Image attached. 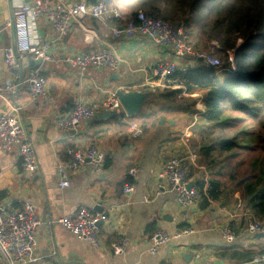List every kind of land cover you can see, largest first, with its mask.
I'll list each match as a JSON object with an SVG mask.
<instances>
[{
	"label": "crops",
	"instance_id": "obj_1",
	"mask_svg": "<svg viewBox=\"0 0 264 264\" xmlns=\"http://www.w3.org/2000/svg\"><path fill=\"white\" fill-rule=\"evenodd\" d=\"M17 1L0 0V82L13 81L16 77L25 79L37 68L42 69L47 80V95L36 100L29 96L24 84L16 91L0 93V114L10 113L15 106L21 108L20 122L35 144L39 163L36 172L26 173L16 150L0 152V202L14 207L29 203L41 220L34 257L28 264H246L264 253L263 236L248 232L251 211L245 207L240 193L225 192L223 188L219 201L209 200L204 207L190 209H181L176 204L174 192L157 194L163 182L162 164L170 155L178 153L187 159L195 186L202 182L206 189L210 178L215 177L214 168L205 165L204 160H208L201 155L206 146L196 144L197 150L194 149L198 134L195 129L206 110L203 104L206 91L187 92L180 85L172 90H182L179 98L186 100L170 104L162 96L167 89L154 91L149 86L155 63L162 59L175 60L170 51H162L152 41L139 36L117 39L112 33L113 23L106 27L92 19L86 20L83 28L75 27L66 38L57 40L50 25L39 20L32 27L33 35L41 43H50L51 55L58 62L11 69L6 64V50L14 42L12 19ZM19 1L32 3L34 0ZM49 1L55 4L58 0ZM115 1L125 16L136 11L135 6H127L133 0ZM88 34L90 40L86 41ZM101 49H108L119 60L116 72L92 70L82 76L66 62L69 56ZM232 73V70H223L221 77L218 75L219 81ZM120 91L140 93L145 97L144 102L132 116L123 108L108 117L109 112L102 108V103ZM79 104L95 108V118L82 124L76 132H61L57 122ZM133 123L139 124L143 137L135 136ZM193 141L190 148L189 143ZM78 146L103 149L107 156L106 168L96 173L87 166L71 175L67 186L62 188L57 167L66 161L67 150ZM133 167L140 169L134 179L128 174ZM130 180L134 192L128 195L124 188ZM80 208L109 218V222L100 224V246L77 239L57 223ZM183 228L195 232L173 239L156 255L150 253L154 232L174 235ZM226 228L235 235L232 242L224 238ZM118 239L127 243L122 255L110 248V243Z\"/></svg>",
	"mask_w": 264,
	"mask_h": 264
},
{
	"label": "built area",
	"instance_id": "obj_2",
	"mask_svg": "<svg viewBox=\"0 0 264 264\" xmlns=\"http://www.w3.org/2000/svg\"><path fill=\"white\" fill-rule=\"evenodd\" d=\"M88 19L106 27L113 23L112 33L117 39L139 36L152 41L162 51H170L175 60L162 59L152 67L153 81L149 83L151 90L177 88L178 83L173 80V76L176 72L186 71L187 64L183 61L191 63L199 60L215 69L220 67V61L214 57L212 51L198 50L189 42L183 25L175 27L163 20L154 19L144 12H139L135 16H125L120 8L111 5L110 0H58L55 4L49 0H34L32 3L18 0L13 9L12 19L14 42L6 50V64L11 69H17L26 57L40 59L43 63L58 62L51 55L50 43H41L33 35V25L39 20L46 21L55 32L57 40H63L75 27L83 28V23ZM89 40L88 34L86 41ZM66 62L77 69L82 76L92 70L113 73L120 66L119 60L108 49L85 55H72L66 58ZM23 84L34 100L47 95V80L40 68L31 70L25 79L16 77L13 81L0 82V93L16 91ZM102 108L109 113L123 109L118 93L111 94L110 98L102 103ZM20 113L21 108L15 106L10 113L0 114V152L16 150L24 172L33 173L39 168L35 144L20 122ZM96 114L95 108L79 104L72 113L57 122V127L66 134L76 132L82 124L95 118ZM132 129L136 137H143L138 123H133ZM106 160L104 150L96 146L87 148L78 146L68 149L66 161L57 167L61 187L65 188L67 179L87 166H91L96 173H102L106 168ZM161 169L163 182L159 184L157 194L174 192L175 202L181 209L200 205L203 194L197 186L189 188L191 169L185 157L170 155L164 160ZM139 172L138 167H133L129 169L128 174L134 179ZM208 188L209 186L205 190ZM133 192L132 184L125 186L124 193L130 195ZM248 216V232L251 235L264 233V224L257 221L251 212ZM102 222H109V218L103 214L92 213L86 208L75 210L57 221L77 239L91 242L95 246L102 244L98 239ZM40 225L41 220L31 204L24 203L14 207L10 203L0 202V264L30 263L34 257L35 238ZM194 232L191 228H183L174 235L156 231L151 235L150 253L156 255L161 247L173 239L188 237ZM224 238L228 242L235 240V235L230 228L224 230ZM110 248L115 254L122 255L127 250V243L118 239L110 243ZM263 262L264 254H259L246 264Z\"/></svg>",
	"mask_w": 264,
	"mask_h": 264
},
{
	"label": "trees",
	"instance_id": "obj_3",
	"mask_svg": "<svg viewBox=\"0 0 264 264\" xmlns=\"http://www.w3.org/2000/svg\"><path fill=\"white\" fill-rule=\"evenodd\" d=\"M114 1L110 0L111 5H114ZM139 1L142 12L175 27L183 25L187 36L188 30L195 29L205 36L206 41L218 40L221 44L218 53L224 61L229 59V54H233V73L222 82L214 67L199 60L187 63L186 71L176 72L173 80L178 86H184L187 92L196 89L206 91L203 97L206 108L204 122L226 128L231 126L232 121L228 113L241 114L254 122L253 131L241 129L202 149L201 155L207 160L211 159L210 167L214 168L215 177L210 178L207 190L202 182L197 187L203 194L200 205L204 207L209 200H220L226 176V181L233 185L231 191L240 193L245 207L257 221L264 224V0ZM169 3L174 9L164 14L161 5ZM139 12L134 11L128 16H135ZM239 39H243V43L237 47ZM164 95L170 104L186 100L179 98L182 90L170 89ZM235 120L239 122L243 119ZM243 137H247L253 145L241 143ZM237 149L247 150L253 153V157L249 161L244 160L243 156L238 160L240 154L234 153ZM225 171L228 173L224 174ZM128 184H132V180ZM263 234L255 236H263L264 239Z\"/></svg>",
	"mask_w": 264,
	"mask_h": 264
},
{
	"label": "rangeland",
	"instance_id": "obj_4",
	"mask_svg": "<svg viewBox=\"0 0 264 264\" xmlns=\"http://www.w3.org/2000/svg\"><path fill=\"white\" fill-rule=\"evenodd\" d=\"M116 3L117 2L115 1L114 6H117ZM139 4H140L139 0H133L131 3L128 2L127 6L128 7L135 6L134 9L136 11L140 10L142 12L143 10H142V8L140 7ZM161 8L163 9L164 14L170 13V12H172V9H174L173 5H171L170 3L169 4H165V6L161 5ZM188 34H189V36H188L189 42L196 49L202 50V51L203 50L212 51L214 53V57L220 61V67L216 69L217 73H219L218 74L219 77H221V73H223V70H225V71L227 70L229 72V70L232 69L233 54H231V55L229 54V59L227 61H224V59H222L221 55H219V53H218L219 50L221 49V44H220V42L218 40L211 39L210 41H206L205 36L200 34L195 29L194 30H192V29L188 30ZM242 43H243V39H239L238 42H237V47L240 46ZM194 104H195V102H194ZM186 105L189 106L190 104L187 103ZM198 109L196 110V112L199 111ZM228 116L230 117V119H232V121H231V124H230L231 126H228L226 128H221V127L217 126L216 124L206 123V122H204V120H200L201 122H198V125H197L195 131L197 130L198 134L201 132L202 135H198L197 134V138H195V144H194V141H193V143L192 142L189 143L190 148L193 147V144H194V149L195 150H197V147H195L196 144L198 146H206L207 147V146H209L210 144H212V143H214L216 141L223 140L226 137L227 134H228L227 136H229L230 133H235L236 134V132L240 131L241 129H244L247 132L253 131L252 128H253L254 122L249 117L246 118L245 116H243L241 114H236V113H228ZM235 119H243V120L238 122ZM243 126H244V128H241ZM238 140L240 141V138ZM240 142L244 143L245 145L246 144H249L251 146L253 145V143L251 141H249L247 139V137H243V140L241 139ZM234 153H237L238 155L240 154V157H239L238 160H240L242 158V156H243V159L246 160V161H249L250 158L253 157V153H249V152H247V150L237 149V151L235 150ZM177 155H180V154L177 153ZM210 162H211V159H209L208 161L204 160V164L208 165L209 167H210ZM220 165L221 164H219L217 166H220ZM215 170H217V168H215ZM225 173H228V172L225 171L224 174ZM226 180H227V177L225 176L224 180H223L224 183H225L224 191L225 192H229V190H231V187H233V185H231ZM190 185L195 186L192 183V179H190Z\"/></svg>",
	"mask_w": 264,
	"mask_h": 264
},
{
	"label": "water",
	"instance_id": "obj_5",
	"mask_svg": "<svg viewBox=\"0 0 264 264\" xmlns=\"http://www.w3.org/2000/svg\"><path fill=\"white\" fill-rule=\"evenodd\" d=\"M12 29L14 32V21H12ZM42 61L40 59H32V58H24L21 63H20V69L22 68H28V67H34V66H39L42 65ZM118 97L122 103L123 108L126 110L127 114L129 116H132L136 114L142 103L144 102V96L140 93H125L123 91H120L118 93ZM116 113L111 112L107 116L112 117ZM193 187V185H190L189 188Z\"/></svg>",
	"mask_w": 264,
	"mask_h": 264
}]
</instances>
